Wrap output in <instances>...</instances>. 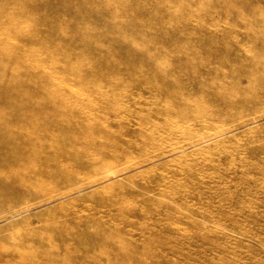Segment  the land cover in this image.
Instances as JSON below:
<instances>
[{"label":"rangeland","instance_id":"obj_1","mask_svg":"<svg viewBox=\"0 0 264 264\" xmlns=\"http://www.w3.org/2000/svg\"><path fill=\"white\" fill-rule=\"evenodd\" d=\"M0 116V264H264V0H0Z\"/></svg>","mask_w":264,"mask_h":264},{"label":"bare ground","instance_id":"obj_2","mask_svg":"<svg viewBox=\"0 0 264 264\" xmlns=\"http://www.w3.org/2000/svg\"><path fill=\"white\" fill-rule=\"evenodd\" d=\"M9 81V80H8ZM33 83H35V82H33ZM5 84H7V83H5ZM43 100V99H42ZM34 111V110H33ZM36 112V111H35ZM31 113H33L32 111H31ZM30 113V114H31ZM35 114V113H34ZM36 114H37V112H36ZM31 115H33V114H31ZM1 117V116H0ZM7 127V126H6ZM17 127H19V126H17Z\"/></svg>","mask_w":264,"mask_h":264}]
</instances>
